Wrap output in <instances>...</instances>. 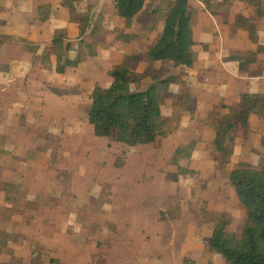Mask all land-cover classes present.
<instances>
[{"label":"rangeland","instance_id":"rangeland-1","mask_svg":"<svg viewBox=\"0 0 264 264\" xmlns=\"http://www.w3.org/2000/svg\"><path fill=\"white\" fill-rule=\"evenodd\" d=\"M76 1L82 12L79 23L87 29L82 38L78 26L67 33L50 30L39 37V44L22 37L24 42H14L19 35L14 40L0 36V70L8 67L9 57L17 55L22 45L37 68L24 83L17 82V89L0 82V262L31 264L36 255L43 264H182L188 256L196 264H226L222 255L209 249L208 239L223 213L228 228L241 231L246 211L228 174L240 162L254 167L264 164L261 115L242 129L229 163L220 167L213 159L210 127L220 124L230 106L208 115L192 107L183 117L176 108L183 102L191 106L192 96L187 82L180 85L171 75L173 82L162 93L171 134L136 147L97 137L88 122L89 91L111 83L110 70L127 48L133 46L142 59L131 62L132 71L143 73L132 89H146L154 82L152 76L165 75L166 64H148L146 58L158 36L151 28L163 20V11L152 15L155 0H151L144 12L127 23L117 15L112 0ZM233 1L205 4L227 23L235 10ZM242 2L239 15L244 12L264 31V19L257 16L260 8L249 0ZM227 30L232 32L234 27ZM127 31L137 34L128 39ZM61 36L77 47L87 44L83 61L64 74L55 65L57 54H66L65 45L50 47L43 58L35 56L37 47L51 45L53 37ZM7 41L15 46L6 50ZM69 54L77 56V52ZM183 92L189 100H181ZM14 107L22 114H13ZM189 143L194 145L192 159L183 164L195 173L174 181L173 154L179 145ZM11 174L20 183L16 185L27 191L12 189L7 180ZM24 212L25 218L18 216Z\"/></svg>","mask_w":264,"mask_h":264},{"label":"trees","instance_id":"trees-1","mask_svg":"<svg viewBox=\"0 0 264 264\" xmlns=\"http://www.w3.org/2000/svg\"><path fill=\"white\" fill-rule=\"evenodd\" d=\"M147 1L151 0H113L117 15L124 18L127 23L133 22ZM159 1L152 15L158 16L163 11L161 15L164 28L156 40L150 44L146 58L148 64L163 61L162 66H164L169 62L170 64L162 68L166 75L167 67L193 66L197 56L193 51L195 37L189 0ZM244 1L247 2V0ZM209 2L210 0L205 1L207 4ZM249 2L260 8L261 1L249 0ZM69 6L73 14L72 20L80 22L81 18H78L79 15L71 1ZM257 12L258 16L262 15L261 9ZM237 24L249 31L252 41L258 42L257 28L253 20L244 15H238ZM86 30V27L80 25L81 36L86 33ZM61 31L65 32V30ZM128 37L130 39L133 35L129 34ZM63 40L64 36L55 37L53 46L55 48L62 46ZM71 46V43H67L66 50H70ZM84 46H81L76 58H69L64 53L59 55L57 71L62 73L69 66H78L83 61ZM258 50L264 51V46H259ZM48 51L46 48L42 55H46ZM231 58L239 61L243 72L248 71L249 64L256 60L254 55H235ZM133 60L142 61L141 57L135 53L125 55L123 60L110 70L112 82L108 86L96 85L93 88L88 111V122L93 127L96 136L110 138L129 147L154 144L172 133L167 127V118L163 114L162 93L168 90L174 77H165L163 74L152 76L154 82L146 89L134 90L131 87L132 84H140L143 73L132 71L131 62ZM257 71L259 70L252 73H258ZM180 96L183 101V98L189 100L190 95L183 92ZM186 104L183 102L177 113L181 114V111L191 109V106ZM252 114L261 115L264 118V93H243L240 103L230 107L229 113L221 117L219 125L214 124L212 145L213 154H215L213 159L217 165L224 167L229 163L236 139L240 136L242 129L249 126ZM193 151L192 143L181 144L175 150L173 154V164L176 166L174 181H178L181 176L195 173L188 165L186 167L183 164V161L187 163L191 161ZM220 154L223 156L220 157ZM228 178L242 208L246 211V218L241 231L237 233L228 228L227 215L221 214L208 239L209 249L222 255L226 264H264V164L254 167L240 162L229 171ZM8 183L13 185H11L12 189L20 190L18 185ZM9 201L8 203H11L12 199ZM18 261V259L15 260V262ZM0 264H14V261L0 262ZM31 264L43 263L35 255ZM182 264H196V261L186 256Z\"/></svg>","mask_w":264,"mask_h":264},{"label":"crops","instance_id":"crops-1","mask_svg":"<svg viewBox=\"0 0 264 264\" xmlns=\"http://www.w3.org/2000/svg\"><path fill=\"white\" fill-rule=\"evenodd\" d=\"M70 1L76 9V13H82L79 10V6L76 0H19L17 2H14L12 0H0V4L3 6L0 9V36H13L12 38L14 40L15 35H19L18 38H27V40L33 42L36 41L37 43L35 42V44H39V40H41L39 39V37L46 36V34L50 30L54 31L55 29H61L65 30V33H67L70 29L77 30L78 26V35L80 36V38H82L87 32L82 36L80 35V23L72 20L73 14L71 13V9L69 6ZM205 1L206 0H189L190 9L193 16V31L195 37L193 51L197 56L195 63L191 67H171L166 76H174L175 81L180 85L183 82H187V85L189 87V94L192 96V100L190 102L191 108H196V110H198L199 112H203L205 115H208L210 112H212L213 109L224 107L227 110L229 106L231 107L237 105L238 103H240L243 93H264V51L258 50L259 46H264V31H260V29L258 30L257 28L259 40L258 42H254L249 37V31L237 24V16L239 15V12H241L239 9L243 8L244 3L242 1L244 0L233 1V5L231 8L232 11L233 8H235V10L232 14H230L231 16L228 19L227 23L220 19L219 14H216L209 10V8H207L205 4ZM211 1L219 2L222 0ZM148 2L149 1L146 2L143 10L139 14L144 12ZM154 2V7L152 8L151 13L159 5L160 1L155 0ZM261 2L262 6L260 7V9L262 10V15L258 16L257 12V16L261 17V19H264V0H262ZM8 10L9 12H7ZM12 11L16 13H13L12 15ZM242 13L245 14L244 12ZM15 15L16 20L14 19ZM18 19H20L21 22L17 23ZM122 19L125 21L124 18ZM16 23L17 26H15ZM228 26H233L234 30L232 32H229L227 30ZM154 27H152L151 30L153 32L155 31V34L159 36L163 31L164 21L162 20L157 24L155 28ZM127 33H133L134 35L137 34V32L134 33L133 31H127ZM54 38L55 37L51 39V45L44 46L42 48H36L35 56L38 59L43 58L44 55L42 54L46 48L48 50L50 47L55 48L53 46ZM72 41L73 40L71 39L65 40L64 36L63 45H65V55L69 58H76L79 54L81 46L77 47L76 44L71 43ZM14 42L20 43L24 42V40L19 38L18 41L14 40ZM67 43H71L72 45L70 50H66ZM123 43L129 44L127 43V41H124ZM14 46L15 44L13 43V41H7L6 50L13 48ZM18 48L19 53L17 55H11L9 57V62H7L8 67L6 68L5 65V68L0 70V82H4L6 84V88L11 87L17 89V82L21 80L24 83L26 78L29 77L30 71H33V69H37L35 68L36 66L34 63V57H30L31 52L28 50V48L25 45H22V48ZM40 50L42 51L40 52ZM134 50L135 49L133 46L130 50L129 48H127L125 54L131 55L134 53ZM72 51L77 52L76 57H72L69 54ZM247 54L250 56L254 55L256 60L249 64L248 71L243 72L240 69L239 61L233 60L231 57L235 55ZM20 55L22 56L20 57ZM58 56L59 55L57 54L55 67L57 66ZM123 58L120 60V62L123 60ZM158 63H160L161 65L163 61L154 62V64ZM168 64L170 63L167 62L166 65ZM70 68L72 67H67L65 69V72H62L61 74L66 73ZM23 69H25V71H22ZM44 70L46 69L43 67L42 71ZM255 70H259L257 71L258 73H252ZM140 71L141 70H139V72ZM36 78H39L38 75L36 76ZM92 90L93 89L89 91V97ZM175 108L176 107L173 108V112H175ZM178 108H176V113ZM13 110V114L15 115L17 114L16 112H20V110L18 111L16 107H14ZM187 112H190V109L181 111V114L183 115ZM20 114L22 113L20 112ZM255 116L257 117V114H252L250 116V126L252 125V121ZM259 125L261 126L259 130L263 129V117L260 118ZM210 129L212 130V136L210 140H212L214 137V127H210ZM240 137L241 136L236 139V145L239 144V140L241 139ZM16 154H18L17 151ZM7 180L14 184H20L16 181L15 175L13 174H11V176H9ZM22 188L20 187L21 190L27 191V189ZM9 205L11 204L8 203V206ZM18 216L25 218L23 214Z\"/></svg>","mask_w":264,"mask_h":264}]
</instances>
